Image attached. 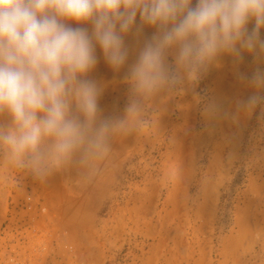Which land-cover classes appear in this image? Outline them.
I'll return each instance as SVG.
<instances>
[{
  "label": "rangeland",
  "instance_id": "1",
  "mask_svg": "<svg viewBox=\"0 0 264 264\" xmlns=\"http://www.w3.org/2000/svg\"><path fill=\"white\" fill-rule=\"evenodd\" d=\"M221 63L199 99L186 89L149 101L144 128L91 168L73 159L40 181L0 155V264H264V120L259 108L225 117L253 90L231 57ZM252 68L246 55L239 71ZM93 76L103 113L122 114L121 76L102 58Z\"/></svg>",
  "mask_w": 264,
  "mask_h": 264
},
{
  "label": "clouds",
  "instance_id": "2",
  "mask_svg": "<svg viewBox=\"0 0 264 264\" xmlns=\"http://www.w3.org/2000/svg\"><path fill=\"white\" fill-rule=\"evenodd\" d=\"M262 33L264 0H0V155L40 181L73 159L91 168L116 136L144 128L155 97L187 89L199 99L225 56L253 90L225 117L259 108L264 120ZM246 55L250 74L239 71ZM101 58L127 85L122 114L100 107ZM203 113L219 107L209 100Z\"/></svg>",
  "mask_w": 264,
  "mask_h": 264
},
{
  "label": "built area",
  "instance_id": "3",
  "mask_svg": "<svg viewBox=\"0 0 264 264\" xmlns=\"http://www.w3.org/2000/svg\"><path fill=\"white\" fill-rule=\"evenodd\" d=\"M2 259V258H1ZM10 259H12V260H15L16 258H14V257H10ZM3 260V259H2Z\"/></svg>",
  "mask_w": 264,
  "mask_h": 264
},
{
  "label": "trees",
  "instance_id": "4",
  "mask_svg": "<svg viewBox=\"0 0 264 264\" xmlns=\"http://www.w3.org/2000/svg\"><path fill=\"white\" fill-rule=\"evenodd\" d=\"M241 176H242V174L240 175V177H241ZM240 177H239V178H240ZM237 180L239 181V179H237Z\"/></svg>",
  "mask_w": 264,
  "mask_h": 264
}]
</instances>
